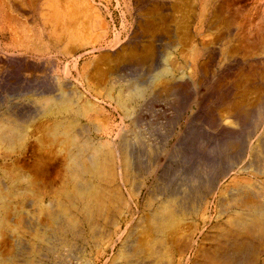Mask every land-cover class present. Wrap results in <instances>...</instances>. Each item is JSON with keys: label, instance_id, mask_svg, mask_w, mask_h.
<instances>
[{"label": "rangeland", "instance_id": "374dc122", "mask_svg": "<svg viewBox=\"0 0 264 264\" xmlns=\"http://www.w3.org/2000/svg\"><path fill=\"white\" fill-rule=\"evenodd\" d=\"M0 1L7 4L4 5L7 10L26 19L27 27L44 33L45 41L58 47L53 54L66 51L70 58L82 57L80 66L88 67L84 79L77 83L74 74L71 83V88L82 96L78 105L81 109L77 110L73 97L64 101L67 104L61 101L58 106L56 101L47 98L50 95L41 98L34 96V92L46 89L56 78L61 67L59 62H48L30 54L19 56L11 46L0 44L1 133L9 130L16 114L29 120L25 124L29 133L46 124L45 127L50 128L44 132L46 135L36 131L37 136L46 137L45 145L56 153L68 144L65 143L69 135L70 141L80 126L90 125L92 120L105 121V129L115 120L119 125L114 129L126 126L121 133L127 140L128 152L134 151L136 157L130 159L127 153V165L131 166L124 167V171L128 170L124 172L127 175L123 178L122 205L126 206L130 196L138 204L137 207L131 205L130 212H143L148 220L144 203L155 180L150 175L154 165L166 163L167 152L225 149L247 160L251 148L264 150V0ZM23 10L26 13H22ZM2 36L3 33L0 43H7ZM112 45L116 48L111 51ZM100 46L102 50L98 49ZM86 50L94 52L85 56ZM87 101L92 102L93 109H82ZM61 103L68 106L67 110L62 109ZM69 117L78 122L73 124V129L66 122ZM53 118L62 120L58 128L50 127ZM62 130L64 133H59ZM51 142L55 143L53 147H50ZM0 145V153L7 152L4 149L8 150V146ZM60 154L59 157L64 155ZM135 162H139V168ZM64 171L66 167L56 165L45 176L46 200H58L57 194L64 186ZM74 175L76 177V173ZM94 182L98 185L97 180ZM206 198L214 201L213 196ZM225 199L229 201V194ZM247 199L256 201L251 195ZM107 203L110 214L114 204L110 200ZM46 212L48 215L49 211ZM107 221L104 220L105 224L101 221L105 225L102 231L108 228ZM55 226L53 221H47L44 238ZM142 229L137 232H146ZM113 231L116 230L113 228ZM145 232L135 235L142 247L133 250L137 253L132 251L133 258L135 254L147 255L148 247H144L149 232ZM218 232L221 231L215 233ZM84 234L89 237L88 245L80 237L71 239L69 247L56 244L45 264H114L112 253L101 258L107 239L99 235L91 240L88 225L84 227ZM93 240L103 247L95 248ZM215 246L216 243H205L202 249L213 251ZM140 248L143 252L139 253ZM260 249L263 252L257 264L264 263L263 245ZM131 256H118L115 264H126Z\"/></svg>", "mask_w": 264, "mask_h": 264}, {"label": "bare ground", "instance_id": "6f19581e", "mask_svg": "<svg viewBox=\"0 0 264 264\" xmlns=\"http://www.w3.org/2000/svg\"><path fill=\"white\" fill-rule=\"evenodd\" d=\"M4 5L0 1V31L3 33V41L7 40V43L0 44L11 46L19 56L30 54L48 62L56 60L61 65L56 78L46 89L36 90L34 96L46 98L43 96L50 95L47 98L56 101L58 106L59 102L73 97V104L81 105L79 102L82 96L71 88V83L75 78L74 74L77 76V83L87 75V65L80 66L82 57L70 58L66 51L53 54L58 47L50 44V41L46 42L44 33L27 27L26 19L13 10H7ZM22 13L26 12L23 10ZM102 48L100 46L98 49ZM115 48L116 45H112L110 50ZM93 52L86 50L84 55L88 56ZM54 101L47 102L51 104ZM64 105L62 109L67 110L68 106ZM84 106L82 109L88 110L93 109L94 105L87 101ZM80 109L78 106L77 110ZM16 115V119L10 122L9 130H2V133L0 131V143L8 146V150L4 149L7 152L0 153V264H45V259L54 252L56 244L69 247L71 239L76 237L82 238L88 245L89 237L86 238L84 234L86 225L91 229V240L99 235L107 239L104 243L106 248L99 245L98 241L95 243L96 239L93 241L95 248L103 247L101 258L109 253L114 254V264L117 258L125 255L130 257L133 250L142 247L135 236L138 233L144 234L145 231L137 232L141 227L149 232H145L146 247L143 246L148 247L145 252L147 255L143 254L142 257V254H135L134 258L128 257L126 264L258 263L263 252L260 248L262 245L264 247V150L251 148L247 160L225 149L209 152L179 150L174 154L167 152L166 163L154 165L150 175L155 180L144 203V211L148 213L147 220L143 212L136 214L129 211L131 205H138L136 201H132L133 196L125 202V207L122 205L125 188L123 178L127 175L124 172L128 170L124 171V167L130 164L127 165V153L130 159L136 158L134 151L128 152L127 140L121 133L125 132L123 129L126 126L114 129L119 125L115 120L105 129V121L97 123L92 120L90 125L80 126L77 135L71 136L72 141H69V135L68 142L65 143L67 145L61 142L64 147L55 153L48 149L49 145H45L46 137L37 136V132L44 133L50 129L45 127L46 124H41L40 130L36 129L37 132L29 133L25 125L29 120ZM53 119L50 127L54 129L62 120ZM66 122L71 128L78 123L73 117L67 118ZM62 132L63 130L59 133ZM54 144L51 142L50 147ZM60 152L64 154L61 157ZM56 165L66 167L64 186L57 194L58 200H46L48 190L46 192L43 180ZM203 171L207 174L204 175ZM143 186L144 184L136 194H140ZM226 194L230 196L228 202ZM209 195L213 196V202L206 200ZM250 195L256 198L255 202L248 201L247 196ZM262 197L263 200L260 199ZM109 200L114 204L109 203L114 206L110 214L107 212L109 207L106 209ZM46 210L50 215L46 214ZM105 219H108V228L102 231L105 225L101 221L104 223ZM48 220L53 221L56 226L44 238ZM113 228L116 231L112 232ZM217 231L221 232L216 234ZM206 232L208 234L203 237ZM201 237L203 239L200 241ZM205 243H216L215 249H202ZM76 247L78 248V243ZM134 247L136 248L133 249ZM140 252H143V248L139 249Z\"/></svg>", "mask_w": 264, "mask_h": 264}]
</instances>
